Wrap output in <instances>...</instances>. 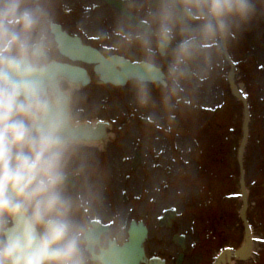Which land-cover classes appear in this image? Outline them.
<instances>
[{
    "label": "flooded vegetation",
    "instance_id": "af4514ba",
    "mask_svg": "<svg viewBox=\"0 0 264 264\" xmlns=\"http://www.w3.org/2000/svg\"><path fill=\"white\" fill-rule=\"evenodd\" d=\"M157 2L48 0L53 21L62 36V45L55 50L54 59L60 65L69 66L63 68L62 83L71 88L75 118L77 142L69 166V191L77 199L79 217L93 225L95 222L110 225L109 232L104 233L116 236L122 242L131 222L139 217V195L131 174L140 168L152 167L154 170L160 167L154 160L155 149L148 147L145 153L141 144L135 141L147 135L145 130L141 132L139 128L133 132L130 129L125 138L121 133L125 124L123 121L119 123L125 117L118 116L124 104H137L139 88V79H128L125 85L119 83L124 80L125 74L131 75L136 71L125 67L122 62L127 60L137 64L146 58L145 51L138 43L130 41L129 37L134 35L139 26H148ZM180 39L178 34L176 42ZM221 42H208L202 47L188 64L186 75L178 83L174 82L182 85L188 84L194 75L203 74L202 79L207 75H216L217 84L212 81L208 84L213 86V92L222 88L220 79H223L220 76L224 72L219 71L218 67L223 53ZM154 59L163 69L171 87L173 79L168 74L171 54L156 51ZM72 67H78L85 77ZM157 87L160 84L146 83L149 98L155 96ZM164 95L165 98L169 97L166 93ZM227 103L224 100L212 106L215 119L228 113ZM144 116L147 119L132 113L125 119L140 127L151 126L150 119L154 117L149 114ZM229 126L228 123V129ZM220 128L216 126L218 130L214 132V138L224 140H216L211 150V164L198 163L197 173L192 174V179L188 178L189 165L186 159L192 160L193 156L185 153L180 168L181 197L184 196L180 212L183 223L190 214L194 217L193 227L184 224L183 232H180L185 236V251L174 244V247L163 252L161 257L166 264H178L181 254L184 256L182 264H264V131L250 134L244 155L243 177L236 146L238 142H233L241 139L240 134L236 129L225 131L224 127L220 131ZM106 133L108 137L103 139ZM89 135L95 140H103L99 141L100 145H97L99 142L80 145V138ZM187 135L198 137L193 131ZM124 138L128 140L126 154L119 146L110 147L124 142ZM152 138L149 136V139ZM229 143L233 147H229ZM137 152L140 155L136 168ZM127 178L130 180L129 186L124 185ZM136 183L139 189L154 191L155 181L140 184L136 180ZM162 187L167 189V186ZM164 210L165 207L162 212ZM151 215H154L153 212ZM247 244L250 247L245 253L243 247ZM238 254L247 258L240 259Z\"/></svg>",
    "mask_w": 264,
    "mask_h": 264
},
{
    "label": "clouds",
    "instance_id": "9594fccd",
    "mask_svg": "<svg viewBox=\"0 0 264 264\" xmlns=\"http://www.w3.org/2000/svg\"><path fill=\"white\" fill-rule=\"evenodd\" d=\"M257 0H158L129 40L145 51L138 100L175 82L208 42L249 26ZM181 39L177 43V35ZM62 45L48 0H0V264H123V242L77 215L69 166L77 142L72 91L54 59Z\"/></svg>",
    "mask_w": 264,
    "mask_h": 264
},
{
    "label": "rangeland",
    "instance_id": "374dc122",
    "mask_svg": "<svg viewBox=\"0 0 264 264\" xmlns=\"http://www.w3.org/2000/svg\"><path fill=\"white\" fill-rule=\"evenodd\" d=\"M228 46L230 54L236 64L237 84L247 95L249 104L251 106V133L264 131V0H257V14L251 24L242 30H233V32L229 35ZM228 65L229 63L226 64L223 69L218 66L220 67L219 71H224V75L220 76V78L223 79V81L220 79L223 85L222 88L216 91L217 94H215V91L213 92L212 85H210L211 83L208 84V81H212L213 83L217 84L218 80L217 78H215L216 75H207L203 86L201 85V77L203 76V74H200L201 76L194 75L192 84L190 83L189 86L184 85L181 89V98L185 99V101H196L199 106H202V109H211L212 106L218 104L223 100H226V103L227 101L229 102L227 103V106H229V108L227 107V114L220 116L215 120H206L210 127L208 131L201 127V124L203 122H196L195 128L192 125L189 126L198 131L197 133L206 138V140H210V142L208 141L210 149L215 146L216 140H224V138H221V140L214 138V132L218 129L210 130L212 126H220V131L223 130L224 127H226L224 129L225 131L236 129V131L239 132L240 137L242 138L244 109L242 104L236 102L237 100L232 95L228 83L225 79L230 71V65ZM202 87L204 88L203 91L201 90L203 89ZM156 90L160 89L156 88ZM159 98V94L158 96L150 97L146 105H141L139 100H137V104H124V107H121L122 113L118 115L120 117H129L131 116V112H133L134 109H137L138 111H140V115L149 114L154 118L152 120L151 126L142 125V127H140L133 121H128L123 117L124 119L120 120L119 122L121 124L123 121L125 124L121 129V133L124 134L123 136L126 138V135L127 133H129L130 129L131 131L133 130V132H136L139 128L141 132L142 130H145L147 135L144 136V138L139 140L138 138L136 139L135 135V141H137L138 145L141 144V148L144 150V152L146 153L147 150H149L148 147L168 148L169 146H171L170 148L173 147L175 153H177L173 155V160L179 159V154L182 153L185 149L187 150V153H191V150L194 155L189 166L188 178L192 179V174L197 173V160L201 164H205V161H203V156L200 155V151L202 150V148L206 149V140H199L201 136L199 138H192V135H188L189 138L186 137V139H182V137L178 135L182 131L181 128L183 127L180 122H173V125L177 127V130L172 132V129H169V126L167 125L168 123H166V120L168 122V119H170V121L173 120L171 103L168 101H164L162 103V98L161 100ZM128 106L134 108L130 109V107ZM117 109L119 108L117 107ZM210 116L208 118H210ZM228 123L230 124V129L227 128ZM167 134L169 135V137ZM149 136L153 138L149 139ZM240 140H233V142H240ZM228 141L230 143L232 142V140L229 139ZM127 142L128 140L125 139L124 142L120 141L119 144H114L110 147L118 148L119 146L120 150L126 154V149L128 148L126 146ZM146 143H149L150 146ZM197 143H200V149L196 145ZM230 143L229 147H233V144ZM196 149L199 151H197ZM207 149L209 148L207 147ZM169 157L170 156H167L165 159L161 160L160 164L163 166L167 165L168 162H170ZM155 159L156 158L154 157V160ZM206 164L209 163L206 162ZM148 165L151 166V163H148ZM171 168L172 173L170 174L165 173V169L163 170V168L162 170L154 169L155 171H153L152 167H145L144 169L140 168L131 174V179L135 180V184L137 185V194L143 191V197L137 204L139 208V217L137 219L146 221L147 226L149 227V237L146 241V252L149 254V256H162L163 252L168 251L170 248L174 247L173 245L175 244V242L172 241L174 233L176 231L178 233L183 232L184 224H186V227L187 225L189 227H193L192 223L194 217H191V214L187 216L185 223H183L184 221L182 219V216H179L175 223V227L173 225L172 228L159 227L157 223V220L162 214V209L164 207H172L177 209L178 211H181L182 204L184 203V196L181 197L182 181L180 179V176L177 177L175 174V164L172 165ZM142 173L147 175V178L145 179L146 181H150L152 183L153 181H155L154 191L150 190L149 194L146 188H144L143 190L141 188L139 189L138 184L136 183V180L140 184L143 183ZM126 181L127 182H124V185L129 186L130 180H128L127 178ZM164 181L166 182L167 189L163 188V190H160L159 186L162 185ZM188 184L191 188L189 181ZM191 192L192 194H194L193 188L191 189ZM151 212H153L154 215H151ZM123 238L125 237L123 236Z\"/></svg>",
    "mask_w": 264,
    "mask_h": 264
},
{
    "label": "water",
    "instance_id": "95a60500",
    "mask_svg": "<svg viewBox=\"0 0 264 264\" xmlns=\"http://www.w3.org/2000/svg\"><path fill=\"white\" fill-rule=\"evenodd\" d=\"M143 74L138 75L141 77ZM164 77V76H163ZM234 73L232 69L231 73V86L233 93L243 100L245 104V121H244V132H245V137L243 140V144L241 147V152L243 148L245 147V143L247 141V134H248V124L250 121V114H249V108L246 102V99L239 93L237 90V87L235 86L234 80ZM163 79V78H162ZM164 81V79H163ZM164 85L166 84L165 82H162ZM148 230L143 224L141 223L139 226L138 225H133L130 233H129V240L124 244V250H123V264H141L142 262L149 263L145 256V251H144V242L147 238ZM156 260V264H163V262L160 259H154Z\"/></svg>",
    "mask_w": 264,
    "mask_h": 264
},
{
    "label": "bare ground",
    "instance_id": "6f19581e",
    "mask_svg": "<svg viewBox=\"0 0 264 264\" xmlns=\"http://www.w3.org/2000/svg\"><path fill=\"white\" fill-rule=\"evenodd\" d=\"M224 45L227 46V43L224 41ZM227 51V49H226ZM228 58L230 59V56L228 54ZM107 130V128H106ZM108 136H107V133L106 134H103V139H106ZM80 139V145H86V144H89V145H92V144H97L99 141L103 140V139H97L95 140L94 138H92V136H84V137H81ZM101 142H99L97 145H100ZM164 219H168V216L165 215L164 216Z\"/></svg>",
    "mask_w": 264,
    "mask_h": 264
},
{
    "label": "snow or ice",
    "instance_id": "6c2138e0",
    "mask_svg": "<svg viewBox=\"0 0 264 264\" xmlns=\"http://www.w3.org/2000/svg\"><path fill=\"white\" fill-rule=\"evenodd\" d=\"M98 134H100V133L98 132Z\"/></svg>",
    "mask_w": 264,
    "mask_h": 264
}]
</instances>
